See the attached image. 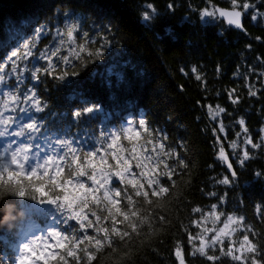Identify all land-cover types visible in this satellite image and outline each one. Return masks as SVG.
Returning a JSON list of instances; mask_svg holds the SVG:
<instances>
[{
    "label": "snow or ice",
    "instance_id": "snow-or-ice-1",
    "mask_svg": "<svg viewBox=\"0 0 264 264\" xmlns=\"http://www.w3.org/2000/svg\"><path fill=\"white\" fill-rule=\"evenodd\" d=\"M258 4L264 5V0H231V8L225 9L208 0V6L200 9L199 15L205 23L223 21L247 35L245 16L250 14L256 24L264 21V12L259 11ZM174 7V4L168 5L169 10ZM141 15L148 24L159 13L152 3H147ZM87 20L70 8H65L62 14L58 8L54 16L43 22L26 18L6 19L0 23V140L5 141L0 144V189L14 187L17 200L32 202L26 209V225L15 233L0 232V237L17 241L11 254L0 255V264H70L67 258H72L75 264H84L80 253L91 264L96 257L88 246L99 251L107 245L115 250L114 236L125 243L132 239V233L142 231L135 198L151 202V197L169 192L161 178L166 174L168 180L174 182L177 170L170 162L173 153L175 164L187 167L178 148L167 143V133L152 129L142 115L133 111L106 109L82 92L69 97L75 104L71 111L50 109L47 99L41 95V85L47 90L48 83L56 81L58 88L70 87L80 75L76 70L78 66L104 64L111 50L110 22L97 24L92 20L86 28ZM256 39L264 43L262 37ZM45 41L47 44L41 48ZM123 67L113 58L103 72L94 70L91 75L100 76L107 87L112 88L114 82L117 86L126 82ZM217 71H220L219 66ZM250 73L256 74L254 67ZM196 79L201 77L197 75ZM247 87L250 97L259 99L258 93L264 94V88H255L251 82ZM234 92L235 89L229 92V99L238 106L239 99L233 98ZM110 99L115 101L116 97L113 95ZM261 111L264 112V104ZM208 113L213 122L214 145L218 146L216 159L227 169L222 178L212 179L216 184L231 188L239 177L235 164L247 168L255 155L264 152V127L260 129L257 142L241 116L236 120L240 128L236 135L243 137V148L237 151L239 146L232 141L228 147L233 153L228 154L223 144L228 130L223 121L229 116L235 119V115L219 105L215 108L208 105ZM113 120L118 126L111 125ZM94 121L97 122L95 131L84 128ZM73 128L77 129L76 133ZM142 136L146 144L152 145V151L142 156L133 145L131 152L136 161L133 168L120 142L138 141ZM109 155L114 164L107 158ZM253 177L257 183L264 184V167L255 170ZM208 195L216 197L218 203L211 204L208 210L192 207V213L199 214V218H190L189 223L197 231L185 228L192 254H199L213 264L223 256L231 258L234 264H264V251L250 239V229H245L242 239L235 238L238 232L235 226L241 225L244 218L229 214L222 221L225 211L220 205L226 203L227 192L224 196H217L215 191ZM125 200L128 207L122 206ZM102 210L107 211L106 216L100 214ZM255 210L264 219V200L256 204ZM37 220L43 221L44 226ZM108 220L111 227L102 223ZM221 221L223 226L217 227V222ZM125 222V227H119ZM209 223L212 227L207 226ZM44 231L46 235L37 234ZM217 246L220 256L215 255ZM175 257L178 264H186L180 243L175 247Z\"/></svg>",
    "mask_w": 264,
    "mask_h": 264
},
{
    "label": "trees",
    "instance_id": "trees-1",
    "mask_svg": "<svg viewBox=\"0 0 264 264\" xmlns=\"http://www.w3.org/2000/svg\"><path fill=\"white\" fill-rule=\"evenodd\" d=\"M211 2L231 8V0ZM147 3H152L159 13L148 24L141 15ZM169 4H174V9L169 10ZM206 6L208 0H0V23L6 19L26 18H38L43 22L54 16L58 8L61 14L65 8H70L87 17L86 28L92 20L97 24L110 22L112 47L104 64L96 62L86 67L78 66L76 70L80 75L70 87L58 88L59 82L50 81L47 90L44 85L40 86L41 95L47 99L50 109L57 112L71 111L75 104L69 97L82 92L106 109L130 110L142 115L152 129H162L167 133V143L178 148L187 165H176L173 153L170 162L177 170L174 182L169 181L166 174L161 178L169 192L151 197V202L144 201L142 197L135 198L140 213L137 219L142 218V231L132 233V239L125 243L114 236L115 250L107 245L99 251L88 246L96 257L91 264H178L175 257L177 243L184 249L186 264H213L199 254H192L185 232L186 227L197 231L189 223L190 218H199V214L192 213V207L208 210L211 204L218 203L216 197L208 195L212 191L217 196H224L227 192L226 203L220 205L225 211L222 221L229 214L243 217L238 237L243 236L245 229H250V239L264 251V219L255 210L256 204L264 200V184L257 183L253 177L255 170L264 167V152L255 155L247 168L235 164L239 177L234 187L216 184L212 178L220 179L227 172L225 165L216 159L218 146L214 145L213 122L208 113V105L213 108L219 105L235 115V119L229 116L223 121L228 130L227 138L223 140L226 153H233V149L228 147L232 141L237 142V151L243 148V137L236 135L240 131L236 120L241 116L246 120L250 134L257 142L260 141V129L264 127V112L261 111L264 94L258 93L259 99L250 97L247 84L251 82L255 88H264V43L256 39L258 36L264 39V21L256 24L251 21L250 14L245 16L246 35L231 30L219 20L203 22L199 10ZM257 8L264 12V5L258 4ZM45 44L47 41L40 47ZM113 58L124 65L122 70L126 82L120 86L114 82L113 87L108 88L100 76L93 78L91 73L94 70L103 72ZM253 67L254 75L250 73ZM197 75L200 80L196 79ZM233 89V98L239 99L238 106L229 99L228 94ZM113 95L115 101L110 99ZM96 123L86 124L84 128L95 131ZM111 125L118 126V122L113 120ZM72 131L76 133L77 129ZM133 145L142 156L152 151V145L146 144L143 136L138 141L120 142V147L126 149L125 158L134 168ZM140 145L145 147L140 148ZM107 158L111 161L110 155ZM14 193V187L0 189V219L6 221L0 226V232L15 233L28 223L26 209L32 202L17 200ZM122 206L128 207L126 200ZM100 214L106 216L107 211L102 210ZM161 217L167 219L162 220ZM36 222L44 226L43 221ZM102 223L111 227L110 220ZM37 234L46 235V231ZM16 244L12 238L0 237V255L5 252L11 254ZM218 248L215 255L220 256ZM80 255L84 264H88L86 256ZM67 259L70 264H75L72 258ZM216 264L234 262L223 256Z\"/></svg>",
    "mask_w": 264,
    "mask_h": 264
},
{
    "label": "rangeland",
    "instance_id": "rangeland-1",
    "mask_svg": "<svg viewBox=\"0 0 264 264\" xmlns=\"http://www.w3.org/2000/svg\"><path fill=\"white\" fill-rule=\"evenodd\" d=\"M216 226H217V227H222V226H223L222 221H221V222H217ZM209 227H212V224H211V223H209ZM235 227H237L238 232H239L240 229H241V225H236ZM238 232H237V235H236V237H235L237 240L242 239V237H238ZM237 246H238V245H237Z\"/></svg>",
    "mask_w": 264,
    "mask_h": 264
},
{
    "label": "water",
    "instance_id": "water-1",
    "mask_svg": "<svg viewBox=\"0 0 264 264\" xmlns=\"http://www.w3.org/2000/svg\"><path fill=\"white\" fill-rule=\"evenodd\" d=\"M217 7H219V6H217ZM221 8H223V7H221ZM225 9H228V8H225ZM221 22H223V21H221ZM224 24H225V26L226 27H229L225 22H223ZM243 23H244V18H243ZM231 30H233V31H237V32H239V33H243V32H241L240 30H238V29H235L234 27H229ZM225 169H226V165H225ZM226 172H227V169H226Z\"/></svg>",
    "mask_w": 264,
    "mask_h": 264
},
{
    "label": "clouds",
    "instance_id": "clouds-1",
    "mask_svg": "<svg viewBox=\"0 0 264 264\" xmlns=\"http://www.w3.org/2000/svg\"><path fill=\"white\" fill-rule=\"evenodd\" d=\"M6 223V221L0 219V226H3Z\"/></svg>",
    "mask_w": 264,
    "mask_h": 264
},
{
    "label": "bare ground",
    "instance_id": "bare-ground-1",
    "mask_svg": "<svg viewBox=\"0 0 264 264\" xmlns=\"http://www.w3.org/2000/svg\"><path fill=\"white\" fill-rule=\"evenodd\" d=\"M228 9H230V8H228Z\"/></svg>",
    "mask_w": 264,
    "mask_h": 264
}]
</instances>
